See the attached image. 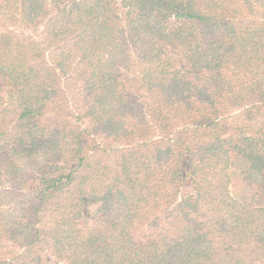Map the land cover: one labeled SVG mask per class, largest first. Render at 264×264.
<instances>
[{
    "label": "trees",
    "instance_id": "obj_1",
    "mask_svg": "<svg viewBox=\"0 0 264 264\" xmlns=\"http://www.w3.org/2000/svg\"><path fill=\"white\" fill-rule=\"evenodd\" d=\"M0 264H264V0H0Z\"/></svg>",
    "mask_w": 264,
    "mask_h": 264
}]
</instances>
